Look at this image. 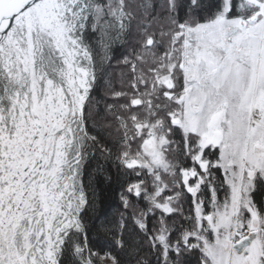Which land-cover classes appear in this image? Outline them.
<instances>
[{"label":"snow or ice","instance_id":"6c2138e0","mask_svg":"<svg viewBox=\"0 0 264 264\" xmlns=\"http://www.w3.org/2000/svg\"><path fill=\"white\" fill-rule=\"evenodd\" d=\"M0 264H264V0H0Z\"/></svg>","mask_w":264,"mask_h":264}]
</instances>
